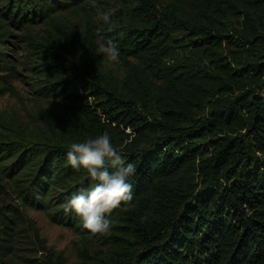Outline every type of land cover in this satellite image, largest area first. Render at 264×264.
<instances>
[{
	"label": "trees",
	"instance_id": "trees-1",
	"mask_svg": "<svg viewBox=\"0 0 264 264\" xmlns=\"http://www.w3.org/2000/svg\"><path fill=\"white\" fill-rule=\"evenodd\" d=\"M94 1L0 0V91L22 68L39 101L31 122L0 111V264H69L28 209L79 233L73 264H264V0L130 1L111 31ZM101 35L124 77L102 71ZM105 130L135 207L93 234L64 211L89 185L66 150Z\"/></svg>",
	"mask_w": 264,
	"mask_h": 264
},
{
	"label": "clouds",
	"instance_id": "clouds-1",
	"mask_svg": "<svg viewBox=\"0 0 264 264\" xmlns=\"http://www.w3.org/2000/svg\"><path fill=\"white\" fill-rule=\"evenodd\" d=\"M99 17L111 31L112 13L106 10L99 13ZM98 32H103V28H99ZM95 54L115 61L120 48L116 41L101 35ZM66 163L75 171L85 170L89 180L87 187L72 192L64 206L65 213H74L80 218L83 229L93 234H106L113 223L110 217L113 209L135 207L130 178L135 175L136 166L126 161L121 151L114 146L109 131L72 142L66 150Z\"/></svg>",
	"mask_w": 264,
	"mask_h": 264
},
{
	"label": "rangeland",
	"instance_id": "rangeland-1",
	"mask_svg": "<svg viewBox=\"0 0 264 264\" xmlns=\"http://www.w3.org/2000/svg\"><path fill=\"white\" fill-rule=\"evenodd\" d=\"M132 1L136 3L138 0H96L93 3V6L90 7V13L94 16V22L99 25L100 17L99 13L104 11H110L112 15L119 9L129 2ZM161 4H171V3H186L187 0H155ZM37 32H42L45 29L44 24H39L34 27ZM11 44H16L18 39L10 38ZM18 46V45H17ZM6 51L14 59H18L19 54L18 50L13 51L10 45H7ZM264 59V58H262ZM102 71L106 74L112 73L114 76L122 78L125 76V68L122 64V61L117 58L115 61H110L105 59ZM6 74V73H0ZM10 76L6 79L8 86L12 88L10 91H0V111L6 115L8 118H14L17 122H31L32 119L30 114L34 112L36 104L39 101L36 100V96L33 94V88L31 87L30 77L26 70L22 68H17L16 71L9 73ZM258 79L259 86L264 85V74L259 72L257 75L250 80L251 85L257 86L253 80ZM1 81V75H0ZM258 89V88H256ZM4 90V89H3ZM260 91L264 92V89L261 88ZM45 105H48V101H40ZM129 131V129L127 130ZM28 214L33 217L38 226L41 229L42 235L48 240V245L62 251L69 264L78 262V257L76 253L75 246L80 240V235L75 230L68 228L66 226L55 224L51 222L47 214L44 211L28 209Z\"/></svg>",
	"mask_w": 264,
	"mask_h": 264
}]
</instances>
